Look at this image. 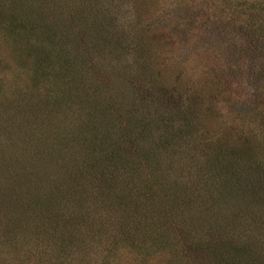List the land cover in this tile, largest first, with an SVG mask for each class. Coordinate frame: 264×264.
<instances>
[{"label":"trees","instance_id":"obj_1","mask_svg":"<svg viewBox=\"0 0 264 264\" xmlns=\"http://www.w3.org/2000/svg\"><path fill=\"white\" fill-rule=\"evenodd\" d=\"M92 1L58 6L38 0L35 9L31 0H0V48L22 54L23 73L14 81L29 80L24 90H9V107L0 116V180L33 187L30 203L50 222L40 230L43 242L59 245L64 262L75 259L65 240L88 248L80 233H93L105 220L94 232L95 264H107L123 245L137 250L146 242L149 258L166 249L165 264H194L199 252L186 251L202 249L211 237L215 259L198 264H264L262 240L247 235L250 241L239 242L227 234L228 222L208 217L213 206L196 210L214 190L222 193L234 183L228 166L238 163L234 150L223 140L209 146L190 139L205 133L199 132V100L176 99L180 75L171 83L164 78L167 66L154 69L151 52L140 49L135 37L128 41L127 30L114 25L107 11L95 13ZM226 8L229 21L249 32L254 50L258 43L264 52V0L227 1ZM130 52L132 65L122 58ZM128 65L135 75L126 73ZM121 73L132 87L111 82L112 92L104 93L101 82ZM6 104L0 96V107ZM188 144L200 153H189ZM259 182L250 174L239 185L258 191L264 189Z\"/></svg>","mask_w":264,"mask_h":264},{"label":"rangeland","instance_id":"obj_2","mask_svg":"<svg viewBox=\"0 0 264 264\" xmlns=\"http://www.w3.org/2000/svg\"><path fill=\"white\" fill-rule=\"evenodd\" d=\"M56 1L59 6L66 0ZM227 1L234 0H97L90 4L96 7L95 13L105 10L109 18L114 19V25L124 27L128 41L135 37L139 43L137 46L142 45L140 49H145L146 54L151 52L154 69L166 65L161 75L170 83L177 74L180 75L179 81L174 83L178 91L172 92L176 99L186 104L193 97L199 100L196 101L202 110L199 132L201 134L204 129L205 133L194 134L190 139L199 137L201 145L209 146H217V142L223 140L225 147H231L237 155V164L228 163L233 170L234 183L222 193L214 190L213 197L208 196L204 204H196L201 205L196 210L206 212L208 210L204 206H213L214 212H209L208 217L228 222L230 227L226 230L227 234H233L242 243L250 241L246 237L249 235L254 241L262 240L264 245V189L251 191L239 185V180L245 181L247 175L251 174L254 180L260 181L257 186L262 184L264 187V52L258 51L260 46L257 42L254 50V42L250 41L252 37L245 27L229 21L232 16L227 11ZM37 2L31 0L29 5L37 9ZM51 14L54 16L53 12ZM2 42L0 39V47L4 44ZM130 50L132 52L131 47ZM131 52L122 56L130 65L133 59ZM2 53L4 62L0 56V96L3 95L7 104L0 107V116L4 117L6 106L9 107L11 89L16 86V89L24 90L29 86V80L26 76L25 80L14 81L15 74L22 76L23 73L22 54L5 48ZM133 67L128 65L126 73L132 75ZM116 78L101 82L106 85L104 93L112 92L107 88L111 82L116 83L113 87H132L131 82L123 81L126 75L121 73ZM141 85L142 88L146 86L145 83ZM70 117L71 114L66 118L64 128ZM55 123L60 129L63 128V119H57ZM188 151L200 153L190 148L189 144ZM226 158L223 154L224 163ZM24 182L7 183L0 180V264H95L92 262L97 259L92 254L94 240L97 239L94 232L97 233L96 227L99 225L103 227L105 220L95 224L93 233L89 230L87 234L80 233L88 248L65 240V248H70L75 259L64 262L59 257V245L51 241L43 242V232L40 230L49 229L50 222L45 215L41 216L39 211L33 209L29 195L33 187H28ZM33 231L40 232L34 234ZM210 242L212 247L207 246ZM204 245L202 249L191 247L186 251L187 255L199 252L194 264L203 259H215L213 238ZM141 246L134 250L123 245L118 253L114 251L113 255L109 254L106 262L116 264L119 260V264H165L169 261L168 250L159 249L153 258H149L146 255L149 244L146 242ZM261 260L264 263V251Z\"/></svg>","mask_w":264,"mask_h":264}]
</instances>
